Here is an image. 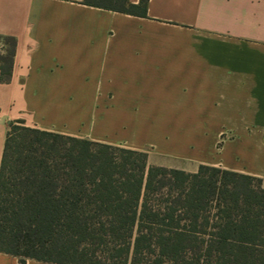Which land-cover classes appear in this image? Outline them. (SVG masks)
<instances>
[{"label":"crops","instance_id":"1","mask_svg":"<svg viewBox=\"0 0 264 264\" xmlns=\"http://www.w3.org/2000/svg\"><path fill=\"white\" fill-rule=\"evenodd\" d=\"M14 121L131 150L144 142L136 122L164 121L166 168L218 167L264 188V0H147L143 17L0 0V166Z\"/></svg>","mask_w":264,"mask_h":264},{"label":"trees","instance_id":"2","mask_svg":"<svg viewBox=\"0 0 264 264\" xmlns=\"http://www.w3.org/2000/svg\"><path fill=\"white\" fill-rule=\"evenodd\" d=\"M146 2L84 0L142 17ZM0 253L19 264H264V188L14 121L0 166Z\"/></svg>","mask_w":264,"mask_h":264},{"label":"rangeland","instance_id":"3","mask_svg":"<svg viewBox=\"0 0 264 264\" xmlns=\"http://www.w3.org/2000/svg\"><path fill=\"white\" fill-rule=\"evenodd\" d=\"M136 129L141 138L140 145H136V150L145 151L148 154V161L153 165L166 166L173 161L164 154L166 142L168 141L167 124L164 121L156 122H136Z\"/></svg>","mask_w":264,"mask_h":264}]
</instances>
